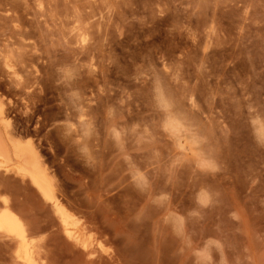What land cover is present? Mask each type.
<instances>
[{
    "label": "rangeland",
    "instance_id": "1",
    "mask_svg": "<svg viewBox=\"0 0 264 264\" xmlns=\"http://www.w3.org/2000/svg\"><path fill=\"white\" fill-rule=\"evenodd\" d=\"M0 104L106 253L264 264V0H0Z\"/></svg>",
    "mask_w": 264,
    "mask_h": 264
},
{
    "label": "bare ground",
    "instance_id": "2",
    "mask_svg": "<svg viewBox=\"0 0 264 264\" xmlns=\"http://www.w3.org/2000/svg\"><path fill=\"white\" fill-rule=\"evenodd\" d=\"M14 65L8 66L13 77L18 76ZM7 111L0 104V123L9 120ZM1 127L0 167L15 166L19 175L12 178L0 173V264H62L66 259L73 264H137L129 250L106 253V240H101L110 235L107 223L96 213L87 215L78 209L69 194L67 178L61 179L50 166L37 142L24 141L17 129L4 131ZM40 232L49 233L46 242L36 240ZM67 246L79 247L82 253L76 254Z\"/></svg>",
    "mask_w": 264,
    "mask_h": 264
}]
</instances>
